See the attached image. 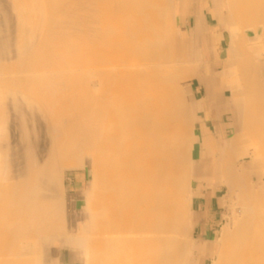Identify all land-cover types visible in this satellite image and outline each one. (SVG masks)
Masks as SVG:
<instances>
[{"label":"bare ground","instance_id":"bare-ground-1","mask_svg":"<svg viewBox=\"0 0 264 264\" xmlns=\"http://www.w3.org/2000/svg\"><path fill=\"white\" fill-rule=\"evenodd\" d=\"M199 1L217 28L198 12L181 30ZM207 78L232 120L217 136L197 134ZM203 182L228 211L194 243ZM62 247L84 264H264V0H0V264H59Z\"/></svg>","mask_w":264,"mask_h":264},{"label":"crops","instance_id":"crops-1","mask_svg":"<svg viewBox=\"0 0 264 264\" xmlns=\"http://www.w3.org/2000/svg\"><path fill=\"white\" fill-rule=\"evenodd\" d=\"M193 10V14H189L185 22H181V20L179 19L181 28H185L186 31L191 32L195 28V17L197 16L198 12H201V16H203L207 26L211 29V31L217 28V22L211 15V13L205 10H203L202 12L200 1L199 3H197V5H195ZM195 11H197V13ZM221 46H223L224 48L222 47L223 50H219L218 52L221 58H225L228 48L227 42L223 40ZM194 86H192L191 93L193 96V104L195 105L197 132L201 134L207 131V133H210L214 136H217L219 134V130H221L223 134H225L226 132H230V124L232 123L231 115L224 112V105L221 104L219 94L215 93L214 87L211 84L210 80L208 78L205 79L204 84H199V82L196 80ZM194 93L196 96L194 95ZM211 97H213V99H211ZM229 136H231V134H229ZM70 182L71 186L68 191L71 196L74 194L78 195L79 192L84 190L87 184L85 176L81 173H78L77 176H75L73 179H70ZM72 183H74L75 185H72ZM77 184L79 186V189H77ZM221 191L222 190L217 189V185L214 182H203L200 188H198L196 185V187L193 189L194 195L192 198V211L193 214H196L194 233L198 236H201L202 238H204L206 235L209 236L212 233L216 225L215 220L218 216L217 214H221L222 206L220 201L222 197L219 195ZM62 249H64V247L60 249L58 257L59 264H72L71 260L66 259L65 255L62 254Z\"/></svg>","mask_w":264,"mask_h":264},{"label":"rangeland","instance_id":"rangeland-1","mask_svg":"<svg viewBox=\"0 0 264 264\" xmlns=\"http://www.w3.org/2000/svg\"><path fill=\"white\" fill-rule=\"evenodd\" d=\"M12 21H13V24L16 22L15 20V15L12 14ZM23 23V22H22ZM179 28L182 30L181 26H179ZM18 58L16 59L17 61V65H18ZM20 66V65H19ZM21 67V66H20ZM196 117V116H195ZM197 119V118H196ZM197 134H199V132H197ZM199 150H200V146L199 145H196L195 147V157H198V154H199ZM78 173H81L85 176L86 178V186L84 188V191L87 189V185H88V182L91 180V177H90V174H89V170L88 169H85V170H75V171H70V172H66V175L64 177V180H63V183L64 184V188H65V193H66V198L67 200L69 199H76V200H80V201H83L84 200V195L82 194L83 191L79 192L78 195L74 194V195H70L69 194V188L71 186V182H70V179H73L75 176H77ZM72 185H75L74 183H72ZM196 187V184L194 183V187L193 189ZM77 189H79V186L77 184ZM226 189H223L221 192H220V196L223 198V195L225 193ZM221 198V206H222V209H221V214H217V218L215 220V227H214V230L212 231V233L209 235V236H205L204 238H202L201 236H198L197 234H195L194 232H192V240L194 243H201L203 242L202 240H207L209 237H213L214 236V231H216L217 229L219 230L220 229V225L223 223V221L221 220V216L222 214H226L227 213V209L228 207L225 206L227 204H224L223 203V200ZM62 254L65 255L66 259L68 260H71L72 264H84L83 262V259H82V256L80 258H78L75 253L73 252V250L69 247H64V249H62ZM207 264H210V261L207 262Z\"/></svg>","mask_w":264,"mask_h":264}]
</instances>
